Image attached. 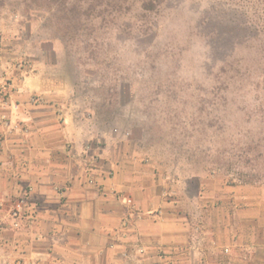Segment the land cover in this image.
<instances>
[{
    "label": "rangeland",
    "instance_id": "obj_1",
    "mask_svg": "<svg viewBox=\"0 0 264 264\" xmlns=\"http://www.w3.org/2000/svg\"><path fill=\"white\" fill-rule=\"evenodd\" d=\"M1 152L33 172L0 195V264H226L239 239L264 246V0H0ZM51 162L95 199L99 234L9 228Z\"/></svg>",
    "mask_w": 264,
    "mask_h": 264
},
{
    "label": "crops",
    "instance_id": "obj_2",
    "mask_svg": "<svg viewBox=\"0 0 264 264\" xmlns=\"http://www.w3.org/2000/svg\"><path fill=\"white\" fill-rule=\"evenodd\" d=\"M40 140L45 141V139ZM8 143L9 139H5L3 141V144L5 145H8ZM9 154L10 153L8 152L0 153V195H2L5 191L9 194L10 192H16L17 188L19 189L15 181L9 182L8 175L11 173H15L17 175L21 169L26 170L27 172H33V169H29L31 165L27 164L28 168H26L23 164L21 165L19 155H10L9 157ZM11 154L15 153L12 152ZM7 157L10 159L12 158V164L1 163L2 160L7 159ZM34 166L36 167V165ZM49 166L50 167L45 170V172L38 171V174H40L39 182L36 180H30V183H28L31 186V198L33 200V204L29 205L30 209L33 210L35 208L36 210L35 212L33 211V217H36V220L35 222H32L31 227L27 230V232L32 237H41L43 230L47 228V230L52 232L51 237L60 236V238L64 239L71 231L76 230L78 232H82V229L80 228L83 224L88 223L89 225H92V229H90L92 235L99 234L100 222H98V220L100 215L99 212L96 211L98 209V205L95 199L83 197L84 192L81 191L80 183L78 182L75 174L72 173V170L69 171V167L67 168L66 165L56 166L59 169L56 170L57 172H52V169L54 170L55 166L52 167V162ZM43 173L47 174V176ZM58 174H61V177ZM64 175H66L67 178L63 180V178H65L63 177ZM40 179H42V181ZM67 183H71L73 186L67 188ZM129 202L132 204L133 200L130 199ZM169 204V202H164L162 207L165 208V206ZM131 216H133V214ZM133 220L134 219H128L127 221L132 224L130 228L131 231L133 229L137 232V234H132L131 231L128 230V238H137L139 237V234L142 233V229L138 228L141 218L137 221V226H133ZM75 221L79 224L74 225ZM144 222L150 225L152 229L150 234L155 236L160 235L162 231L167 228L166 224L168 223V218L164 216L163 210L158 209V212L153 213V216H150ZM144 222L142 221L141 224L144 225ZM115 238L117 237L115 236ZM239 240L235 244L238 248L237 250L226 248V254H230L231 256L226 264H264L263 245H257L258 247L251 244L243 246L239 243ZM115 247L122 248V245L117 242ZM140 251H144V248H141ZM247 252L252 254L250 258Z\"/></svg>",
    "mask_w": 264,
    "mask_h": 264
},
{
    "label": "built area",
    "instance_id": "obj_3",
    "mask_svg": "<svg viewBox=\"0 0 264 264\" xmlns=\"http://www.w3.org/2000/svg\"><path fill=\"white\" fill-rule=\"evenodd\" d=\"M5 207L4 203H0V212L3 211ZM30 209L29 202L26 197H22L17 204L13 207L11 211L8 212V225L11 230H21L26 218L28 220L33 219V214L31 216L27 215V210Z\"/></svg>",
    "mask_w": 264,
    "mask_h": 264
}]
</instances>
